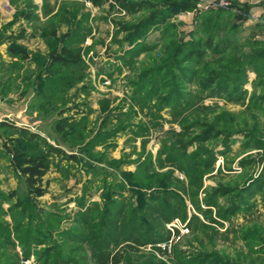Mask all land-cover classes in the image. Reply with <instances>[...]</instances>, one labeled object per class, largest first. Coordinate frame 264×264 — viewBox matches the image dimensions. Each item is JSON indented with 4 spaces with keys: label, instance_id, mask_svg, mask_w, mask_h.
Masks as SVG:
<instances>
[{
    "label": "rangeland",
    "instance_id": "rangeland-1",
    "mask_svg": "<svg viewBox=\"0 0 264 264\" xmlns=\"http://www.w3.org/2000/svg\"><path fill=\"white\" fill-rule=\"evenodd\" d=\"M0 124V264H264V1L0 0Z\"/></svg>",
    "mask_w": 264,
    "mask_h": 264
},
{
    "label": "trees",
    "instance_id": "trees-1",
    "mask_svg": "<svg viewBox=\"0 0 264 264\" xmlns=\"http://www.w3.org/2000/svg\"><path fill=\"white\" fill-rule=\"evenodd\" d=\"M82 1L89 2L95 6H101L106 2V0H82ZM115 1L118 2V4H120L121 6H126L127 0H115ZM213 44L214 43H212V39L209 40L208 48H212ZM222 45H224L223 48H219ZM229 48L232 47H229L228 42L225 41L220 42L219 45L217 46V49H221V51L228 50ZM178 52L180 51L178 50ZM178 52L177 54H179ZM49 61L52 66H56V65L66 66L71 62H77L78 58L67 47H62L61 49L59 48L54 49L49 54ZM250 62L251 61L249 60L248 64H250ZM252 69L255 72L257 71V68H252ZM210 81L214 82L213 79H210ZM59 131H61V129ZM45 146L48 149L47 152L44 153L39 151L37 155H27L25 152L22 151L18 142H12L9 151H7L8 155L11 158L12 167L15 170H17L20 173V175L24 178L29 194L34 197H41L45 194V190L41 188L40 182L42 180V177L45 175L47 171V157L48 155L57 152V150L51 147L50 145L45 144ZM170 216H172V214ZM167 220L170 221L171 219H167ZM104 246L105 245L102 244L100 246L101 248L99 249V251ZM96 258H98L100 264H108L109 261L110 263H114L112 262L113 260H109V257H106V255L104 254H98L96 255Z\"/></svg>",
    "mask_w": 264,
    "mask_h": 264
},
{
    "label": "built area",
    "instance_id": "built-area-1",
    "mask_svg": "<svg viewBox=\"0 0 264 264\" xmlns=\"http://www.w3.org/2000/svg\"><path fill=\"white\" fill-rule=\"evenodd\" d=\"M260 1H264V0H260Z\"/></svg>",
    "mask_w": 264,
    "mask_h": 264
}]
</instances>
